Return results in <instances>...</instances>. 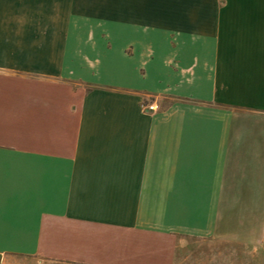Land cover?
<instances>
[{
  "label": "crops",
  "instance_id": "1",
  "mask_svg": "<svg viewBox=\"0 0 264 264\" xmlns=\"http://www.w3.org/2000/svg\"><path fill=\"white\" fill-rule=\"evenodd\" d=\"M260 206L264 0H0V264H258Z\"/></svg>",
  "mask_w": 264,
  "mask_h": 264
},
{
  "label": "rangeland",
  "instance_id": "2",
  "mask_svg": "<svg viewBox=\"0 0 264 264\" xmlns=\"http://www.w3.org/2000/svg\"><path fill=\"white\" fill-rule=\"evenodd\" d=\"M235 210V209H234ZM240 214H252L257 215L259 222H249L237 224L236 230L243 231L244 233L256 234L257 238L253 242H258L259 249V259L258 264H264V206L257 208H239L238 212ZM236 225V224H235ZM256 244L253 243V246ZM19 264H48L40 260H20ZM254 264V263H253Z\"/></svg>",
  "mask_w": 264,
  "mask_h": 264
},
{
  "label": "built area",
  "instance_id": "3",
  "mask_svg": "<svg viewBox=\"0 0 264 264\" xmlns=\"http://www.w3.org/2000/svg\"><path fill=\"white\" fill-rule=\"evenodd\" d=\"M148 111H155V107L154 105H150L148 108H147Z\"/></svg>",
  "mask_w": 264,
  "mask_h": 264
}]
</instances>
